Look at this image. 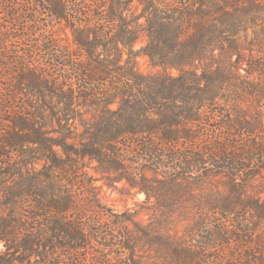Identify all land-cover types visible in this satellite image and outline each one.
I'll list each match as a JSON object with an SVG mask.
<instances>
[{
	"label": "trees",
	"instance_id": "16d2710c",
	"mask_svg": "<svg viewBox=\"0 0 264 264\" xmlns=\"http://www.w3.org/2000/svg\"><path fill=\"white\" fill-rule=\"evenodd\" d=\"M74 2L34 4L49 20L67 23L84 60L77 63L76 53L54 50L58 45L51 35L44 36L43 46L33 44L34 53H47V59L41 58L50 60V67L35 71L38 88L31 87V76L21 69L12 71L17 75L13 89L24 95L28 88L37 90L41 105L33 106V119L21 107L23 112L4 120L32 136L40 159L49 163L55 161V146L72 154L62 133L63 123L76 119L74 107L85 108L92 117L81 121L80 137L86 136L87 143L75 151L78 156L101 163L108 156L107 163L114 165L121 158L117 149L128 139L161 166L163 149L190 148L187 155L174 156L179 165L172 180L156 183L173 193L182 179L180 191L187 196L182 203L198 211V232L153 240L155 254L163 264H264V180H257L264 172V0H138L141 12L130 18L127 0ZM84 5L87 12L93 7L100 12L85 16ZM28 7L22 9L31 16L22 14V20L37 26L29 31L25 23L15 24L21 32L18 40L42 31V13L27 12ZM0 36L8 39L10 34L3 30ZM142 40L145 44L137 49ZM142 57L155 71H141ZM114 104L118 107L113 110ZM46 110L51 116L44 115ZM49 121H56L62 138L46 137ZM15 137L11 131L4 140L8 153L19 146ZM56 167L49 168L51 181L60 170ZM195 172L201 180H192ZM220 176L226 180L207 185L206 178ZM195 186L199 196L191 194ZM37 194L26 187L20 195L29 199ZM70 209V204L51 202L43 207L59 214ZM209 225L216 227L204 229Z\"/></svg>",
	"mask_w": 264,
	"mask_h": 264
},
{
	"label": "rangeland",
	"instance_id": "374dc122",
	"mask_svg": "<svg viewBox=\"0 0 264 264\" xmlns=\"http://www.w3.org/2000/svg\"><path fill=\"white\" fill-rule=\"evenodd\" d=\"M35 1L38 0H0V33L4 30L6 34H10L8 39L0 36V186L5 189L4 193L0 192V262L163 264L160 256L155 254L153 240H164L168 236L183 238L189 233L198 232V211H195L193 204L185 206L182 203L187 197L180 191V186L184 183L182 179H177L175 185L178 188L173 193L156 183L172 180L179 165L174 156L181 158L190 152V148L182 145L176 150L163 149L159 152L164 156V161H160L164 165L161 166L157 161H152L150 153L145 157V152L133 147L130 144L132 140L128 139L123 140L124 145L117 149L121 158L114 165L107 163L108 156L102 163L89 156H78L75 151L81 152L85 149L83 145L87 143L86 136L80 137L84 131L81 121H92V117L85 108L74 107L76 119L63 123L65 128L61 132L67 134L65 145L72 154L66 155L63 147L55 146V161L49 163L40 159L39 146L30 142L33 140L32 136L27 137L26 131L14 129L15 125L4 120L18 111L23 112L19 109L21 107L25 108L26 116L33 119L30 117L33 106L41 105L37 90L35 93L28 88L27 95H24L13 89L17 75L12 71L21 69L23 74L31 76V87L38 88V80L34 78L35 71L38 67H50L51 61H46L47 53H34L33 44L43 46L44 36L51 35L58 45L54 50L64 52V55L76 53L77 63L84 60L80 49L73 42L72 31L67 23L49 20L48 16L43 15L45 10L38 8ZM74 1L70 0L69 5H76ZM127 1L131 2L126 12L129 18L134 12H141L138 0ZM24 6H29L27 12L35 10L42 13L40 20L43 25L39 27L42 31L28 40H18L16 36L21 32L14 25L25 23L22 20L26 12L22 9ZM86 7H81V13L85 16L87 13L100 12L96 7H93L92 12H87ZM24 25L29 31L35 30L37 26L31 22ZM144 44L145 41L142 40L136 48L140 49ZM41 56L46 59L43 61ZM7 62L8 66L5 65ZM140 69L145 74L155 71L145 57L140 59ZM21 88L25 89L23 83ZM50 100L52 103L57 102L53 97ZM117 107L118 104H114L111 108L114 110ZM42 112L48 117L52 114L50 110ZM11 131H14L19 146L8 153L4 140ZM59 131L56 121H49L43 130L51 140L62 138ZM198 149L197 146L196 152ZM53 166H59L60 170L56 169L58 172L53 174L54 179L51 181L48 175L51 172L49 168ZM191 178L201 180L196 172ZM205 180H209L208 185L226 178L208 177ZM257 180H264V172ZM26 187L34 188L38 194L29 199L21 196ZM198 189L197 186L193 187L191 194L199 196ZM154 191L159 195H155ZM45 193L49 195L47 198L44 197ZM157 197L160 200L155 199ZM47 202L70 204L71 209L65 214H59L55 210L46 213L43 207ZM215 227L209 225L204 229ZM14 231L16 234L13 236L11 233ZM75 232L79 235H75Z\"/></svg>",
	"mask_w": 264,
	"mask_h": 264
}]
</instances>
